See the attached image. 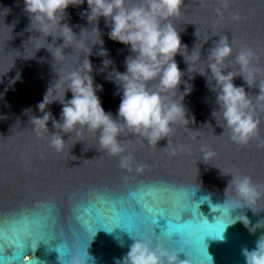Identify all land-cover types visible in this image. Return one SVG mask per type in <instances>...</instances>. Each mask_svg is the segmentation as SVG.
<instances>
[{
	"label": "water",
	"instance_id": "water-1",
	"mask_svg": "<svg viewBox=\"0 0 264 264\" xmlns=\"http://www.w3.org/2000/svg\"><path fill=\"white\" fill-rule=\"evenodd\" d=\"M87 7L85 0L82 5L67 9L66 22L77 34L81 28L90 29L95 23L88 24L82 15ZM29 22L24 0H0V94H3L0 95V264H24L27 255L37 264H71L74 258L84 264H117L133 242L127 229L109 221L111 232L99 226L96 232L88 231L89 227H95L97 211L112 207L126 222L146 225L154 241L178 249L179 245L172 241L183 239L181 246H185V252L178 253L180 260L207 264L194 250L196 239L205 219L209 223H215L217 217L227 219L228 204L235 196L231 188L226 189L231 176L222 175L220 169L248 175L264 190V109L255 110L259 120L256 134L246 144L234 143L230 130L219 126L224 123L219 112L216 120L211 116L217 107L215 93L206 86L205 77L196 74L189 81L194 87L183 101L194 115L195 123L173 124L169 138L161 139L155 146L127 130L121 134L120 140L126 146L123 155L131 153L134 157L131 170L121 168L120 157L98 151V134L87 129L80 135L61 133L65 145L58 152L50 144V132L57 131L51 120L50 132L40 130L38 135L31 117L42 115L37 104L56 78V72L79 67L87 53L73 45L65 49L64 61H53L49 52L41 48L36 58L25 59L35 54V36L39 35L26 31ZM171 22L180 31L182 43L188 45L189 52L195 44L197 49L202 47L201 60L195 65L197 70L207 68L208 49L219 39L218 35H227L234 41L232 56L226 61L229 69L238 67L234 65V57L240 47H250L255 53L252 64L260 69L257 84L249 88L240 77L234 78V83L244 86L253 98L259 94L258 81L264 79V0H228L227 7L223 0H184L181 14L172 17ZM99 28L103 47L114 66L123 72L129 48L108 37L109 28L103 18L99 20ZM32 35L33 39L29 40ZM52 39L48 37L49 41ZM80 39L86 40L91 48L98 35L85 30ZM40 42L47 44L42 34ZM62 42V39L53 41L54 44ZM99 48L100 45L94 46L89 58L95 82L103 85V91L98 92L102 106L115 117L120 95L116 85L105 79L111 67L103 68V57L96 55ZM175 59L180 69L186 70L183 57L177 54ZM18 72L21 78L12 84ZM183 79L188 80V76ZM183 88L181 84L180 89ZM180 95L177 91L173 98L179 100ZM67 98H71L70 92ZM47 110L59 119V103L48 105ZM206 122L210 124L203 125ZM202 149L214 153L208 163L202 160ZM138 165L144 167L137 171ZM185 204L194 207L199 217L181 211ZM148 208H162L174 225L183 226L180 234H167L166 217L153 225V213ZM242 214L252 226L256 225L255 233L237 221L226 227L223 240L205 236L207 252L214 264H245L241 249L254 248L264 234V197L252 209L237 208L229 213L233 219ZM28 227L37 235L46 234L49 239L46 243L38 241L35 248L29 240L20 257L14 258L13 239L17 233L26 235Z\"/></svg>",
	"mask_w": 264,
	"mask_h": 264
},
{
	"label": "clouds",
	"instance_id": "clouds-1",
	"mask_svg": "<svg viewBox=\"0 0 264 264\" xmlns=\"http://www.w3.org/2000/svg\"><path fill=\"white\" fill-rule=\"evenodd\" d=\"M86 2L88 7L82 15L86 16L88 24L93 21L95 23L90 29L81 28L77 34L66 22L67 9L69 6H80L85 0H24V11L30 21L26 31L39 33L35 36V54L24 57L25 59L36 58V53L41 48L49 52L53 61H64L65 49L73 45L87 53L79 67L64 70L62 73L56 72V78L50 82L42 100L37 104L42 115L31 117V123L38 135L40 130L50 132L48 122L51 120L52 127L57 131L50 132V144L56 151H62L65 145V138L61 133L75 132L76 135H80L83 129H87L98 134V151L120 157L121 168L131 170L134 157L131 153L123 155L126 146L120 140L121 134L127 130L155 146L161 139L169 138L173 124L180 122L188 126L195 123L194 115L189 113L183 101L194 87L189 81L193 80L196 74L205 77L206 86L215 93L217 107L212 110L211 116L216 120L219 112L224 121L219 126L230 130V139L242 145L256 134L259 120L255 117V110L264 109V79L258 81L259 94L254 98L245 91L244 86H237L234 83V78L240 77L249 88L257 84L260 69L252 64L255 53L250 47L247 45L240 47L234 57V65L238 67L229 69L226 61L232 56L234 41H230L227 35H218L219 39L214 40L213 46L208 49L207 68L197 70L195 65L201 60L202 47L197 49L195 44L189 52L188 45L182 43L180 31L171 22L172 17L181 14L184 0H86ZM223 2L227 7L228 0ZM5 9L10 11L8 8ZM100 18L104 19L105 25L109 28L108 37L129 48L130 54L125 57L123 72L114 66L108 50L103 47V34L99 28ZM85 30L98 35V40L91 48L88 47L86 40L80 39ZM41 34L47 44L40 42ZM194 35L196 36V31ZM50 36L53 38L52 41L48 40ZM196 38L198 39L197 36ZM28 39L32 40L33 35ZM58 39H62L63 42L54 44L53 41ZM96 45H100L96 55L103 57V68L111 67L105 79L116 85L117 93L120 95L115 117L111 111L104 109L98 95V92L103 91V85L95 82L94 69L89 58ZM177 54L183 57L187 65L186 70L180 69L175 59ZM189 72L192 74L189 75ZM18 74V78L16 75L12 84L21 78L19 72ZM185 75L188 76V80L183 79ZM153 81L156 83L153 84ZM181 84L184 85L183 90L180 89ZM177 91L181 94L179 100L173 98ZM69 92L71 98H67ZM52 103L61 105L59 119L47 110L48 105ZM207 124L210 123L206 122L203 125ZM202 151H204L202 160L208 163L214 153L210 149ZM143 167L138 165L137 171ZM220 172L222 175L231 176L226 189L231 188L235 196L228 204L229 211L225 213L227 219L220 218L225 223L223 232L215 234L213 238L223 240L226 227L237 221L243 222L250 232L255 233L256 225L252 226L246 215L242 214L233 219L229 213L230 210L237 208L252 209V206L264 197V190L253 183L248 175L225 172L221 169ZM129 237L133 242L123 257L117 260V264H192L188 259L180 260L178 253L181 251L170 248L163 242L139 234L129 233ZM207 255L210 258L206 260L207 264H214L211 254L207 252ZM241 255L245 264H264V234L258 238L254 248L243 247ZM24 264H37V261L27 255L24 256ZM71 264L84 262L74 258Z\"/></svg>",
	"mask_w": 264,
	"mask_h": 264
},
{
	"label": "snow or ice",
	"instance_id": "snow-or-ice-1",
	"mask_svg": "<svg viewBox=\"0 0 264 264\" xmlns=\"http://www.w3.org/2000/svg\"><path fill=\"white\" fill-rule=\"evenodd\" d=\"M147 211L153 213L151 217V222L153 225H157V220L159 218H167L168 227L166 232L170 236H172V233H179V229L183 227L179 224L174 225L172 218L166 215L162 208H148ZM181 211H186L190 215L199 217V212L190 205H182ZM109 221L119 227L126 228L129 233L133 234L135 232L139 235H144L152 239L154 238L153 234L147 229L146 225H144L143 223L133 224L130 222H126V220L121 217V213L115 207L109 208L104 212L97 211L94 220L95 227H89L88 231L90 233L96 232L97 227L99 226L105 228L108 232H111L113 228L110 226ZM224 228L225 223L219 217L216 218L215 223H208L207 221H204V226L203 228H201L196 239V246L194 249L195 252L199 256H202L205 260H209L210 258L207 255V245L204 242V238L205 236H214L217 233H221L223 232ZM25 233L26 235L17 233V235L13 239V243L16 245V250L14 251L15 255L13 256L14 258L20 257L25 246L29 243V240L31 242V247L35 248L38 241L43 240L46 243V241L49 239V237L44 233H40L39 235H37L35 232H33L31 227L26 228ZM172 243L175 245H179L178 250H180L181 252H185V246H181L184 244L183 239L181 241H172ZM85 245L86 242L81 246V250ZM189 250L191 251L192 249Z\"/></svg>",
	"mask_w": 264,
	"mask_h": 264
}]
</instances>
